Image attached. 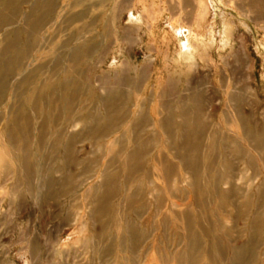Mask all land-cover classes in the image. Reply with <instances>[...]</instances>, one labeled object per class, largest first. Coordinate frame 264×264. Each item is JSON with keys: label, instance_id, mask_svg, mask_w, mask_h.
<instances>
[{"label": "rangeland", "instance_id": "374dc122", "mask_svg": "<svg viewBox=\"0 0 264 264\" xmlns=\"http://www.w3.org/2000/svg\"><path fill=\"white\" fill-rule=\"evenodd\" d=\"M216 1L0 0V264H264V22Z\"/></svg>", "mask_w": 264, "mask_h": 264}, {"label": "bare ground", "instance_id": "6f19581e", "mask_svg": "<svg viewBox=\"0 0 264 264\" xmlns=\"http://www.w3.org/2000/svg\"><path fill=\"white\" fill-rule=\"evenodd\" d=\"M209 2L207 3V1H202V0H197V2H198V13L196 14V20H198V22H199V19L201 20L202 18H203V15H204V13H206L207 11H208V6H210V9L212 10V12L214 13V15H215V11H216V9H217V6H218V4H217V1L216 0H208ZM242 1V0H241ZM248 1V4L249 5H251L252 7H254V9H255V11H254V13L256 14V16H257V18L256 17H253V16H246V17H248L251 21H254L255 20V23L256 22H264V0H247ZM244 2V1H243ZM219 3H221V2H219ZM243 4V3H242ZM237 6V5H236ZM231 7V6H230ZM232 8V7H231ZM249 8H251V7H249ZM240 9V8H239ZM247 10H248V8H247ZM251 11V10H250ZM253 12V11H252ZM239 14V13H238ZM251 14V13H250ZM221 18H222V24H223V26H224V30H223V33L225 32V30H227V28H228V26L230 25V22L227 20V15L225 14V12L223 11L222 12V14H221ZM242 17V16H241ZM197 22V21H196ZM243 23V25L245 26V27H247L246 26V22L245 21H242ZM172 26V25H171ZM171 29H172V31H173V35H174V38L177 40V44L179 45L178 47H179V53H178V58L180 59V60H182V61H184V62H186V66H188V67H190V68H193V67H195L196 66V59H197V57H196V53L198 52V50H199V46H200V44L198 43V41H197V39L199 38V34H195L194 32H193V29L192 28H187V27H184V26H179V27H171ZM191 38L193 39V41H192V43H191ZM204 41V40H203ZM209 43L210 44H213L214 42H213V40H209ZM262 44V43H261ZM206 48V47H205ZM244 49V48H243ZM243 53V52H242ZM198 56H200V55H198ZM233 56V55H232ZM200 57H202V56H200ZM234 57V56H233ZM236 57V56H235ZM209 58V57H208ZM178 59V60H179ZM230 59V58H229ZM239 59V58H238ZM245 59V58H244ZM200 60H205L206 61V58H204V57H202V58H200ZM212 60V59H211ZM223 60V59H222ZM240 60V59H239ZM213 61V60H212ZM235 61H236V59H235ZM184 62H181V63H183L184 64ZM229 62V61H228ZM234 62V61H233ZM238 65V64H237ZM244 66V65H243ZM238 73H239V71H237ZM236 72V73H237ZM233 73V72H232ZM237 73V74H238ZM236 74V75H237ZM227 75V74H226ZM235 78V77H234ZM241 78V77H240ZM170 80H172V79H170ZM123 81V80H122ZM121 81V82H122ZM246 81V80H245ZM200 82V81H199ZM172 84H173V82H172ZM194 85V84H193ZM246 85V84H245ZM172 86V85H171ZM197 86H199V85H197ZM248 88V87H247ZM116 91V90H115ZM195 92H196V90H194ZM199 92V91H198ZM202 92V91H201ZM171 94V93H170ZM196 94H197V92H196ZM159 95V94H158ZM111 96V95H110ZM169 96V95H168ZM171 97V96H170ZM169 97V98H170ZM196 97V96H195ZM198 97H200V96H198ZM181 98V97H180ZM242 99H243V97H242ZM199 100V99H198ZM112 101V100H111ZM170 100H168V102H169ZM185 101V100H184ZM190 101V100H189ZM244 101V100H243ZM191 102V101H190ZM113 103H114V101H113ZM183 103V102H182ZM194 103V102H193ZM192 103V104H193ZM200 103V102H199ZM105 104V103H104ZM186 104V103H185ZM189 105V104H188ZM115 106H116V104H115ZM182 106H183V104H182ZM244 106V105H243ZM170 107H172V106H170ZM184 107V106H183ZM187 107H189V106H187ZM186 107V108H187ZM235 107V106H234ZM105 108V107H104ZM111 108V107H110ZM197 108H199V106H197ZM182 109H184V108H182ZM188 109V108H187ZM234 109V108H233ZM106 110V109H105ZM163 110V109H162ZM193 110H194V108H193ZM164 111V110H163ZM182 111V110H181ZM168 112V111H167ZM171 112V111H170ZM194 112V111H193ZM199 112V111H198ZM164 113V112H163ZM188 113V112H187ZM191 113H192V111H191ZM196 113V112H195ZM194 113V114H195ZM200 113V112H199ZM170 114V113H169ZM191 115V114H190ZM174 116V115H173ZM180 116V115H179ZM197 116V115H196ZM93 118V117H92ZM235 120V119H234ZM194 121H195V119H194ZM186 122H188L187 120H186ZM95 124V123H94ZM200 124V123H199ZM239 124H241V123H239ZM192 125H193V123H192ZM238 125V124H237ZM245 125V124H244ZM91 126V125H90ZM179 127V129H181V130H183V131H187L188 132V130H190V128L188 127V125L186 124V123H181L180 124V126H178ZM193 127V126H192ZM237 127V126H236ZM247 127H248V125H247ZM252 127V126H251ZM138 128V127H137ZM241 128V127H240ZM249 128V127H248ZM88 129V128H87ZM107 129V128H106ZM253 129V128H252ZM169 130V129H168ZM193 132H194V128H193V130H192ZM173 132V131H172ZM256 132V131H255ZM186 133V132H185ZM253 133V132H252ZM249 136V135H248ZM256 138V137H255ZM257 142H259L258 140H256ZM185 143V140L183 139H181L180 140V142H179V146H181V145H183ZM182 156V155H181ZM190 161V160H189ZM192 161V160H191ZM182 162V161H181ZM186 166H188V167H190L189 169L193 172L194 171V164H192V163H190L189 165H186ZM189 169H187V170H189ZM260 196V195H259ZM244 208V207H243ZM242 210V209H241ZM239 212V211H238ZM245 213V212H244ZM261 222V221H260ZM264 225V224H263ZM238 229V228H237ZM258 229H259V219L257 218H254L253 220H252V222L250 223V231L251 232H249L250 233V238H249V243L250 244H254V241H255V238L257 237V233H258ZM262 229V228H261ZM263 230V229H262ZM240 232V231H239ZM259 232H260V230H259ZM241 234V233H240ZM245 237V236H244ZM257 241H258V239H257ZM248 243V244H249ZM256 244V243H255ZM254 244V245H255ZM258 244V243H257ZM245 245V244H244ZM252 249V248H251ZM254 249V248H253ZM248 250V249H247ZM257 250V249H256ZM235 253V252H234ZM239 253H235V258H233V260L235 261V262H237V260H238V258H239V255H238ZM242 254V253H241ZM251 254V253H250ZM256 255V254H255ZM258 255V254H257ZM242 256H244L243 254H242ZM245 259V258H244ZM240 261V260H239ZM253 261V260H252ZM255 262V261H254ZM258 262H259V260H258ZM253 264H255V263H253Z\"/></svg>", "mask_w": 264, "mask_h": 264}]
</instances>
